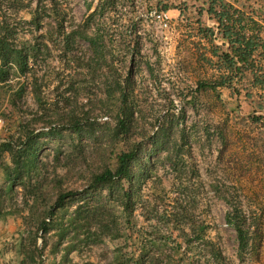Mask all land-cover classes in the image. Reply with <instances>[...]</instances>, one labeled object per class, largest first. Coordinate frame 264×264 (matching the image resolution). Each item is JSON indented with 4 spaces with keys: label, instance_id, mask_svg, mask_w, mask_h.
<instances>
[{
    "label": "rangeland",
    "instance_id": "obj_1",
    "mask_svg": "<svg viewBox=\"0 0 264 264\" xmlns=\"http://www.w3.org/2000/svg\"><path fill=\"white\" fill-rule=\"evenodd\" d=\"M46 2L49 6V0ZM59 2L62 8H72L66 16L67 28L72 19L74 24L83 23L89 13L100 6L89 29L92 36L96 32L100 36L99 52L94 51L87 39H78L73 55L61 60L60 51L54 46L57 42L50 41L51 52L37 63L31 61L38 74L45 76V104L41 112L47 114L45 121L37 122L35 127L47 130L51 126L66 125L72 112L78 118L98 124L92 137L71 132L67 125L60 137L42 139L44 148L40 160L42 175L48 182L46 199L50 202L55 197L53 187L57 180L65 190L82 191L93 170L113 166L121 148L140 142L143 162L151 158L154 166L152 176L142 187L141 196L146 206L151 208L157 204V213L154 212L147 221L142 213L143 205L138 203L131 218L144 232L153 224L161 228V252L171 258V264H215L205 240L218 244L227 264H264V123L253 118V115H264V111L254 113L259 111L258 101H264V93L259 95L257 92L254 99L251 91H244L249 94L248 99L240 97L244 92L238 80L231 87H219L216 91L210 87L191 90L190 81L198 83L217 78L202 45H192L188 36L176 41L172 33L171 47L165 50L151 23L135 18L139 7L134 4L124 0ZM170 2L172 6L175 4V0ZM151 7L145 4L146 9ZM185 10L189 11L188 5ZM23 16L29 19L31 11H24ZM48 21L47 17L41 30L47 28ZM113 24L117 25L116 29ZM55 40L62 42L61 37ZM114 40H117V52L114 51ZM82 41H88L89 45L84 46ZM141 64L149 67L152 76L169 85V90L161 87L165 100L152 97ZM133 72L141 78L140 84L134 81ZM59 82L61 87L56 89ZM69 83L74 88L66 93L71 97L65 101L62 90L67 89ZM186 90L192 96L177 113L173 102L167 99V93ZM123 96L127 97L126 104H122ZM39 109L34 93L28 87L18 113H12L7 107L6 115L0 114V138L11 137L18 122L30 119ZM121 109H125L130 117L129 129L117 136L115 127ZM104 116L108 118L99 119ZM154 148L157 150L150 156ZM1 174L2 170L0 181ZM16 190L17 195L22 193L19 185ZM80 198L77 195L75 200L68 199L65 207L57 211L53 220L57 229H60L61 220L68 221L81 203ZM182 206L188 217L182 218L180 223L165 225L156 215L161 216L165 210L182 211ZM116 210L120 216L121 207ZM235 210L246 216V226L253 237L251 245L242 254L236 230L228 221L229 213ZM10 212L3 217L8 225L2 229L0 245L9 251L20 246L26 238V252L39 257L34 241L35 225L28 224L23 218L27 212L17 206ZM89 217L92 230L97 231L100 241H91L93 245L86 247L82 251L84 256L73 264H111L115 243L122 245L126 234L132 231L121 224L114 226L95 209L90 211ZM186 222H193L195 228L200 225L204 228L189 236L183 231L188 226ZM18 228H22L20 235L14 234ZM188 228L186 230H190ZM132 234L131 242L137 236ZM188 238L192 239L189 244ZM11 260L10 264H13Z\"/></svg>",
    "mask_w": 264,
    "mask_h": 264
},
{
    "label": "trees",
    "instance_id": "obj_2",
    "mask_svg": "<svg viewBox=\"0 0 264 264\" xmlns=\"http://www.w3.org/2000/svg\"><path fill=\"white\" fill-rule=\"evenodd\" d=\"M46 1L0 0V114L6 115L4 111L7 107L12 109V113L13 111L18 113L28 87H31L40 108L32 114L30 119L19 121L11 137L0 138V170L8 182L6 188H0V218L10 214L12 207L17 206L20 210L26 211L27 214L23 218L28 224L35 225L34 241L37 239L39 230H42L45 247V239L47 233L54 226L53 220L56 218L57 211L65 207L68 199L75 200L78 195L82 197L80 198L81 203L76 206L68 221L61 220L59 223L58 235L63 240L69 241L68 250L79 248L84 251L86 247L93 245L90 244L91 241H93L92 243L100 241L97 231L92 230L93 224L89 217L90 211L95 209L102 212L114 226L120 227L121 224L125 229L129 228L132 233L137 235L131 242L130 238H133V234H126L124 243L115 246L111 264H171V258L165 257L161 252L163 248L161 228L157 224H153L147 232H144L143 228L137 227L131 218L138 203L143 205L142 213L147 221L157 211V204L150 208L146 206L141 196L142 187L152 176L154 166L151 163V158L146 163L143 162L140 142L121 148L115 155L113 166L106 165L101 170H93L87 186L82 191L65 190L62 188V183L57 180L53 187L56 189L55 197L50 202L46 199L45 188L48 182L47 178L42 175L40 160L44 148L42 139L49 136L60 137L67 129L64 128L67 125L71 132L92 137L95 135L98 123L78 118L72 112L69 118L67 117L69 122L66 125L62 124L64 126H51L47 130L37 129L36 123L45 121L47 114V112H41L45 104V95H43L45 76L38 74L32 62L37 63L42 56L51 52L50 41L57 42L54 46L58 47L61 60L71 53L73 55L78 39H87L96 52H99L100 42L98 32L93 36L89 34V29L100 11V6L91 11L83 23L74 24L72 19L70 27L67 28L65 25L66 16L72 12V8H62L59 0H49V6ZM168 7L165 5L163 9L166 10ZM27 10L31 11L29 19L23 16V12ZM207 11L218 21V34L229 39L231 43L230 52L222 51L217 54L219 59L226 63L227 72H221L213 81L200 80L196 89L210 87L216 91L222 86L231 87L236 76L241 79L244 70L247 69L245 64L252 55V51L247 48L240 49L234 45L235 40L232 35H236V33L231 32L228 26V20L232 18V14L243 13L240 9L227 0H207ZM47 17L49 18L48 25L43 31L41 30L42 23ZM58 36L62 39L61 43L55 40V38H59ZM236 39L239 40V37ZM213 53L215 55V51ZM238 62L241 64L238 65ZM259 82L261 89H264L263 72ZM59 87H61L60 82L56 84V89ZM73 88L74 85L69 83L67 89L62 90L65 101L71 97V94L66 95V93L71 92ZM123 99L125 100L122 104H126L127 97L123 96ZM258 110L264 111L263 102H259ZM125 111V109H121L117 116L115 127L117 136L129 129L130 117L126 115ZM130 115H132V111ZM253 118L256 121L262 120L264 123L263 114L253 115ZM46 123H50V121H46ZM156 150V148L152 149L149 155L153 156L152 153ZM18 185L22 190V203L16 201ZM104 191L106 194H103ZM118 206L122 209L120 216L116 210ZM182 209V211L173 212L165 210L161 216L156 215L165 225L180 223L182 218L187 219L188 217L184 207ZM228 221L236 230L238 247L242 254L251 245L253 239L249 227L246 226L247 218L235 210L229 213ZM187 225L183 231L189 236L204 228V225L195 228L193 222ZM187 228L190 230H186ZM191 241L192 239L188 238V244ZM205 243L206 247L210 249L211 256L215 259V264H227L222 249L216 242L205 240ZM36 249L38 250V248ZM104 255L107 256V253L105 252Z\"/></svg>",
    "mask_w": 264,
    "mask_h": 264
},
{
    "label": "crops",
    "instance_id": "obj_3",
    "mask_svg": "<svg viewBox=\"0 0 264 264\" xmlns=\"http://www.w3.org/2000/svg\"><path fill=\"white\" fill-rule=\"evenodd\" d=\"M227 1L243 12L241 14H232V18L228 20V26L231 32L236 33V35H232V38L235 40L234 45L237 48H247L252 51V55L245 64L247 69L244 70L238 82L242 86L241 90L243 92L251 91L253 93L252 98L255 99L257 92L259 95L264 93V89H261L259 82L262 72L264 74V0ZM144 3L147 7H161L162 9L165 5L169 6L166 11L172 17V20H174L179 37L188 36L190 41H192V45L193 43L202 45L203 50L209 57L216 77L221 72H227L226 63L220 60L217 54L222 51L230 52L231 43L229 39L218 34V21L212 14L208 13L207 0H175L173 6L170 4V0H144ZM186 5H188V12L185 10ZM113 25L114 29H116L117 25ZM236 37H239V40ZM113 47L114 51L117 52V40H114ZM240 64L238 62V65ZM232 84H235V79ZM244 94L240 93V97L248 99L249 94ZM262 98L264 99V95ZM262 102L264 103L263 100ZM254 113L263 112L259 110L254 111ZM2 175L3 173L1 174L0 188H6L8 182L5 176ZM7 225V222L3 221V218H0V234L3 232L2 229H6ZM20 229L22 228H18V231L14 234L20 235ZM58 231L59 229L53 226L47 233L45 250L48 254V260L46 264H73V261L81 259V256L83 257L84 254L79 248L68 250L69 241L60 238ZM7 232L10 231L7 230ZM22 235L24 236L25 234L22 233ZM26 246V238H24V242L20 246L9 249V251H6L3 245H0V264H10L11 257L14 258V260H11L13 264H39L37 256H31L26 252ZM114 246H117V244L115 243ZM8 253H10V256Z\"/></svg>",
    "mask_w": 264,
    "mask_h": 264
},
{
    "label": "built area",
    "instance_id": "obj_4",
    "mask_svg": "<svg viewBox=\"0 0 264 264\" xmlns=\"http://www.w3.org/2000/svg\"><path fill=\"white\" fill-rule=\"evenodd\" d=\"M126 3L134 4L136 7H139V14L136 16V18H140L143 21L147 22L148 24L151 23L152 27L154 28V34L156 38H158L161 42H163L162 47L165 50H168L171 47L172 42V36L173 33L175 35L176 41L179 38V32L176 28L175 23L172 21V17L169 15V13L164 10L160 9L158 7H151L149 9L145 8L144 0H124ZM82 44L84 46L89 45L88 41H82ZM142 69V73L145 77V83H147L152 91V97H155L159 100H165L166 97L163 96V93L161 92V87H166L167 90L170 89L169 85H166L164 81L159 80L155 76H152V74L149 71V67L147 65L141 64L140 65ZM134 81L136 84L141 83V78H138L136 72H133L132 74ZM235 80H239L238 77H235ZM190 89L196 90L198 87L197 82L190 81ZM165 85V86H164ZM167 99L171 100L173 102L174 110L178 113L181 112L184 106V102L192 96V93L186 92L177 93V92H168L167 93ZM107 116L101 117L99 119H107ZM2 121V118L0 117V122ZM17 200L19 203H22L23 195L22 193H19L17 195ZM49 220V218H48ZM36 246L39 251V264H46L48 260V254L44 247V241H43V232L42 230H39L37 239H36Z\"/></svg>",
    "mask_w": 264,
    "mask_h": 264
}]
</instances>
